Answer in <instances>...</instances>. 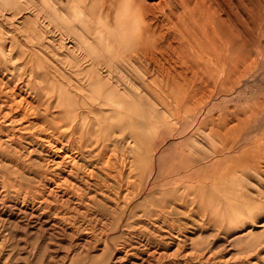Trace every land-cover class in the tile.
Here are the masks:
<instances>
[{
  "label": "rangeland",
  "instance_id": "1",
  "mask_svg": "<svg viewBox=\"0 0 264 264\" xmlns=\"http://www.w3.org/2000/svg\"><path fill=\"white\" fill-rule=\"evenodd\" d=\"M75 1L0 0V36L8 47L10 42L14 44L12 59L1 55L0 81L15 83L12 100L22 99L21 107L13 106L7 116L8 109L0 107V264H264V237L250 235L251 242L235 241L238 233L264 221V206L252 217L228 225L220 216L211 217L204 206L191 210L189 205L174 204L168 192L172 178L167 176L155 173L138 196L148 180L146 161L138 171L130 166L123 171L115 164L124 157L134 160L148 155L136 135L143 118V106L136 101L139 93L163 110L148 127L152 134L158 126L171 123L169 91L162 88L167 82L157 76L160 69L154 64L149 67L151 73L142 77L131 72L124 58L111 59L104 51L102 64L93 63L88 53L95 50L83 44L84 37L75 38L64 22L65 12L77 13ZM114 1L109 10L103 0H87V15L101 17L94 20L92 29H100L101 21L112 29L124 22L118 16L122 1ZM225 1L233 15L228 16L230 9L225 5L222 16L228 20L226 25L232 21L235 30L234 43L227 48L252 69L241 75L231 93L214 99L216 113L245 109L264 95V0ZM35 20L43 28L38 35L32 32L35 29H28L35 26ZM49 22L52 27L48 30ZM109 33L111 43L114 39ZM78 40L81 50L75 47ZM213 57L209 50L208 62ZM113 64L131 75L114 72ZM179 64L177 69L182 68ZM46 69L47 76L35 92L32 87L40 85L38 76ZM109 73L113 78L108 77L102 92L95 93L97 84L90 80L95 74ZM54 86L65 89L70 102L67 109L73 116L58 104L59 89L55 91ZM127 87L139 93L128 92ZM106 128L117 135L116 144L105 145L99 139ZM197 138L209 146L206 135ZM162 146L159 156L171 148V137ZM60 147V157L74 158L73 172L67 166L71 157L57 166L52 161L51 155Z\"/></svg>",
  "mask_w": 264,
  "mask_h": 264
},
{
  "label": "bare ground",
  "instance_id": "2",
  "mask_svg": "<svg viewBox=\"0 0 264 264\" xmlns=\"http://www.w3.org/2000/svg\"><path fill=\"white\" fill-rule=\"evenodd\" d=\"M112 1L114 0H103L109 10L113 4ZM121 1L118 16L124 22H119V25L113 29L103 21L99 22L100 29L96 27L92 29L91 24L101 17L88 16L89 12L85 7L87 0H76L78 5L76 14L79 16L65 12L68 16L64 18V22L71 27L75 38L81 40L84 37L83 44L95 50L92 55L88 53L93 63L102 64V51H104L111 59L124 58L131 72L142 77L151 73L149 67L152 64L159 67L157 76H160L162 81L164 78L167 82V86L164 82L162 88L169 91L168 109L173 122H168V125L165 123L158 128L154 124L157 131L152 134L148 127L156 117L163 114L162 108L151 104L143 94L136 92L138 89L127 87L128 92L139 93L136 101L143 106L140 112L143 118L138 122L136 135L137 141L144 145L143 148L147 150L148 155L143 157L144 160L142 157L134 160L124 157L115 164H118L123 171L127 166L138 171L145 161L148 163V180L138 196L145 192L150 179H154L156 173L159 177L172 178V186L168 192L173 196L172 199L176 205L186 208L189 205L191 210L194 207L196 209L204 206L207 212H211V217L220 216L228 222V225L238 223L245 216L252 217L256 209L264 206V95L254 100L245 109L234 108L226 109L224 113L214 112L216 106L214 99L231 93L241 80V75L252 69L251 64L246 65V62H240L239 57L233 56L234 50L227 48L232 47L234 43L235 30L232 21L231 25H226L228 20L225 22L222 12L226 5L230 9L227 14L232 17L231 6L225 0H209L210 3L208 0ZM81 16L84 17L83 21L79 20ZM58 18L63 21L61 14ZM50 22L45 29L49 30L52 27ZM34 24V27H28V29H35L32 32L36 35L41 34L43 28L40 27L38 20H35ZM226 29L229 33L228 38H225ZM109 31L114 39L111 43L107 38ZM5 40L0 36V58L1 55L11 58L14 55V44L10 42L11 47H8ZM82 42L79 40L76 42L77 50L82 49ZM175 42H177L176 45ZM95 45L100 48L98 51ZM209 50L214 52L211 62H208ZM38 63L40 65L42 62L38 60ZM178 63L181 69L176 68ZM114 67L116 73L131 75L127 71L120 70L119 64H113L112 68ZM47 72L46 69L41 76H38L40 80L37 81H40V85L32 87L35 92L37 88H41L43 77L47 76ZM110 73L108 76L95 74L90 80V84H97L93 88L95 93L100 94L108 77L113 78ZM33 75L31 76L34 79ZM14 85L12 81L8 83L0 81V107L4 106L8 109L4 116L12 113L13 106L21 107V98L12 100ZM57 88L59 89L58 104L64 106L67 113L73 116L71 109H67L70 102L67 93L64 92L65 89L54 86L55 91ZM22 92L21 90L20 94ZM84 103L82 102V105ZM21 110L23 113L26 111L23 108ZM78 113L79 111H76V114ZM193 115L196 116L195 122L191 121ZM198 135L200 137L206 135L209 146L203 144L204 142L200 143ZM168 137H171V148L159 156L160 146ZM149 138L152 142L148 143ZM99 139H103L105 145L118 142L117 135L112 134L108 128L103 134H99ZM255 148L263 149L256 151ZM60 152H62L61 147L55 149V153L51 155L52 161L57 166L64 161L65 157H71V165L67 166L71 167L70 172H73L76 168L74 158L72 155L60 157L58 155ZM163 156L165 159L162 158ZM155 182L156 179L152 180L153 185ZM250 235L264 237V221L257 227L241 231L237 236L234 235L235 241L251 242ZM204 245L201 246L204 247ZM197 249H199L198 246Z\"/></svg>",
  "mask_w": 264,
  "mask_h": 264
}]
</instances>
